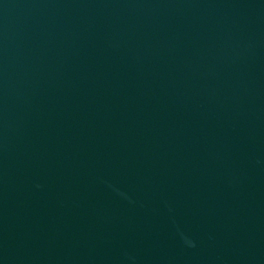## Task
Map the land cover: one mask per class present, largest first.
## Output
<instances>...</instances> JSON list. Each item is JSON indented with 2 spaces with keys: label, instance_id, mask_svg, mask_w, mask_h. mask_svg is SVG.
<instances>
[{
  "label": "water",
  "instance_id": "obj_1",
  "mask_svg": "<svg viewBox=\"0 0 264 264\" xmlns=\"http://www.w3.org/2000/svg\"><path fill=\"white\" fill-rule=\"evenodd\" d=\"M0 264H264V0H0Z\"/></svg>",
  "mask_w": 264,
  "mask_h": 264
}]
</instances>
